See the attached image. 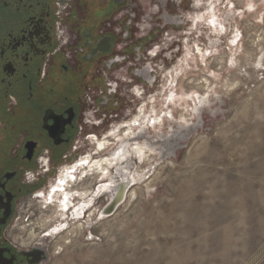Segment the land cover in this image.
Segmentation results:
<instances>
[{"label":"rangeland","instance_id":"374dc122","mask_svg":"<svg viewBox=\"0 0 264 264\" xmlns=\"http://www.w3.org/2000/svg\"><path fill=\"white\" fill-rule=\"evenodd\" d=\"M166 9L182 23L152 32L149 46L178 52L85 153L105 157L128 128H144L138 141L154 150L129 159L132 175L146 173L110 215L56 225L44 264H264V0H168ZM137 116L140 125L126 124ZM171 128L183 140L167 150ZM42 203L35 207L59 222L54 203Z\"/></svg>","mask_w":264,"mask_h":264},{"label":"flooded vegetation","instance_id":"af4514ba","mask_svg":"<svg viewBox=\"0 0 264 264\" xmlns=\"http://www.w3.org/2000/svg\"><path fill=\"white\" fill-rule=\"evenodd\" d=\"M167 3L0 0V264H44L56 225L93 213L102 218L109 198L102 203L98 187L111 172L102 178L87 171L79 179L78 169L68 187L89 193L83 199L72 193L59 222L35 202L50 194L60 170L87 153L89 139L103 137L133 112L137 98L157 80V63L165 66L178 52V44L167 50L149 46L152 32L182 23L181 15L168 13ZM35 219L40 222L27 229Z\"/></svg>","mask_w":264,"mask_h":264},{"label":"bare ground","instance_id":"6f19581e","mask_svg":"<svg viewBox=\"0 0 264 264\" xmlns=\"http://www.w3.org/2000/svg\"><path fill=\"white\" fill-rule=\"evenodd\" d=\"M202 100L203 101L206 100V97L198 98L199 103H202ZM205 103H207V102H205ZM197 104H198V102H197ZM195 108H197L196 109V112H197L198 111V106L195 107ZM166 116L171 117V113H169V112L166 113ZM140 119H141V116L134 117L131 121H128V123H126V124L129 125L130 127L131 126H134L135 127L136 125H140ZM155 122H159V119H156ZM181 127L188 128V127H190V125H186V126L181 125ZM141 129L144 130V128H141ZM178 132H179L178 130H175L174 129V130H172V135L173 134H176V135L172 136L173 138L171 137V134H170V136H168V141H167V145H166L167 150L169 149V147H172L173 146V144L175 143V140L182 138V137L178 138L180 136V135L177 134ZM131 133H132V127L131 128H128L127 131H126V134L127 135L128 134L131 135V137L129 139H127V140H122L121 143L117 146V148H115L111 153H109L104 158H101L100 160H97V159L96 160H91L87 156V154H86V155L82 156L80 159H78L71 166H66L62 170H60V172L58 173V177L55 180V183L52 185L53 188H52V190H50V194H46V195L43 196V199H42L43 200V203H45V204H50V203L52 204V203H54V207H55L54 214L61 216V214L63 212V215L61 217H65V213L64 212L66 211L65 209L70 204L69 197L71 198L72 193H75V195H77L79 198H82V199L85 198V197H87V195L89 193V191H88L89 189L88 190L87 189H84V190L83 189L82 190L81 189L80 190H77L76 189L73 192L71 190L72 188L69 189V187H68L70 185V183H72L73 180L75 178H77L76 175H75V172L78 169L82 168L81 171H79V177H78L79 179L87 171L94 172V173L95 172L96 173H99L102 176V178H105L110 173V171L108 169V166H112V164H113L114 165L113 167H116V166L122 164L126 160L129 161V158H130V155L131 154L138 155L140 153H143L144 150H147L149 152H152L154 150V147L152 145H149V146L145 147L140 142H138L136 140L137 139V136H138L136 132H135V134L137 136L135 134L132 135ZM131 139L133 140V142L130 141ZM170 140H173V141H170ZM105 144H107V143L103 139V140H100L98 146L102 149V148H104ZM159 152H161V151H159ZM145 154H146V152H145ZM140 155H143V154H140ZM116 161H119V162L118 163H115ZM125 165L126 166L116 167L117 172L114 173V175L118 176L121 179L122 178H127L128 174L130 172L131 167L129 166L130 164L128 162ZM145 173H146L145 170H141L140 172L133 173V175H134V177L136 179H139V178H142L145 175ZM114 175H112V177L110 179H108L112 183L115 181V176ZM111 182H109V183H111ZM106 187H107L106 184H102L100 187H98V189L99 190H104V189H106ZM130 194H131V192H130ZM132 197H134V196H132ZM80 202L81 203H79L78 206L73 210L75 216H78L80 210L84 207V205H85V203H84L85 202V199L84 200H80ZM52 214H53V212H52ZM57 230H58V228L56 227L54 229V232H56ZM30 235H31V233H30Z\"/></svg>","mask_w":264,"mask_h":264},{"label":"water","instance_id":"95a60500","mask_svg":"<svg viewBox=\"0 0 264 264\" xmlns=\"http://www.w3.org/2000/svg\"><path fill=\"white\" fill-rule=\"evenodd\" d=\"M200 122L197 123V125H199ZM183 140V138H182ZM179 146V144H177V147ZM128 162V161H127ZM131 167L130 172L127 176V178H119L118 176H115V181L112 183L111 181H107L106 184L107 187L106 189L102 190L104 195L108 196V201L105 203L101 213L99 214L98 218L103 217V216H108L111 213H113V211L118 207V205L124 200L125 198V194L128 190V188L133 185L136 181H139L141 178L136 179L134 176H132V170H133V164L132 161L128 162ZM120 166H126L125 164H120L116 167H120ZM116 167H114L113 172L116 173ZM111 182V183H109ZM64 225V224H63Z\"/></svg>","mask_w":264,"mask_h":264}]
</instances>
